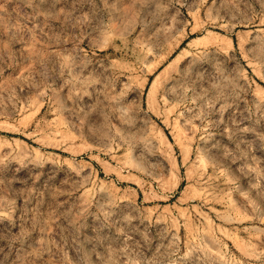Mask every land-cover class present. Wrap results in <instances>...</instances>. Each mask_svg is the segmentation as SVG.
<instances>
[{"label":"rangeland","instance_id":"obj_1","mask_svg":"<svg viewBox=\"0 0 264 264\" xmlns=\"http://www.w3.org/2000/svg\"><path fill=\"white\" fill-rule=\"evenodd\" d=\"M0 264H264V0H0Z\"/></svg>","mask_w":264,"mask_h":264}]
</instances>
